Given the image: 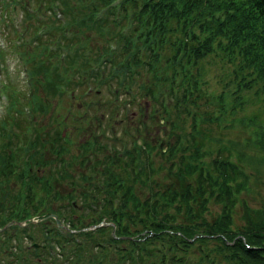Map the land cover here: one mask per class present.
Masks as SVG:
<instances>
[{
    "label": "trees",
    "instance_id": "16d2710c",
    "mask_svg": "<svg viewBox=\"0 0 264 264\" xmlns=\"http://www.w3.org/2000/svg\"><path fill=\"white\" fill-rule=\"evenodd\" d=\"M40 1L43 3L40 4ZM39 2H35L36 7L32 9L34 2L31 5L28 0H0L2 31L6 25L13 29L11 24L15 6L20 7L22 14L20 27L12 32L15 34L14 41H10V30L4 32L6 35L3 33L5 43L0 47V59L6 52L19 55L27 65L31 83L27 95L14 87L5 91L8 103L0 118V183H5L9 177H13L16 186L23 185L25 188L20 203L17 202L16 188L13 194L6 191L0 195V223L12 218H26L29 215L26 208H34L38 204L44 207L46 200L54 199L53 197L60 199L62 196L60 191L54 195L55 183L59 182L61 173L60 167L54 162V152L61 144H52L47 150L49 156L46 158L40 151L43 140L39 139L37 134L34 135V131L32 135L30 133V130H35L33 111L45 108L41 96L35 93L32 75L37 73L34 75L36 85L46 87L47 80L52 89L60 93L68 80L63 72L68 67L77 69L86 64L82 50L89 36L83 32V28L89 27L88 29L94 30L98 35L102 33L106 38L114 37L117 44L119 43L118 47L111 50L106 47L104 40L101 41L100 48L110 52L97 67L106 79L115 82V87L127 81V75L133 65L148 72L152 77L155 67L161 68L163 74L166 72L168 60L169 70L165 73L168 75L165 85L168 98L170 79L174 74H178L180 80L175 96L170 97L173 102L170 112L163 115L164 118L170 119L180 111L188 112L191 116L190 129L180 134L174 133L173 141L167 144L166 150L169 149L170 155L172 151L179 152L177 159L170 160L167 167L168 176L172 177L167 184H164L158 175H151L154 169L152 156L146 160L148 156L142 145L139 146V151L135 152L134 148L128 147L123 152L125 158L112 156L110 153L108 155V151L103 152L100 155L103 161L102 169H96L94 174L88 160L81 168H89L88 172L84 170L81 174L72 171L67 173L66 184L73 182V186L78 188L77 199L75 198L77 206L75 209H69L65 197L64 207L53 210L68 228L63 229L65 236L59 235L54 229L52 218L38 224L43 234H46L44 226L49 225L50 234L62 244L60 252L64 257L61 256L59 263L70 264L69 258H72L73 264H264V209L258 207V210H246L241 222L236 225L229 219V208L234 201L232 194L237 186L227 179L243 176L240 167L228 157H214L210 160V166H197L198 184L192 188L189 175L182 169L189 160L181 159L183 165L179 166L178 159L188 157V154L182 151L184 145L191 144L196 149L203 135L202 129L194 125L196 117L192 114L203 113L206 118L209 116L197 102L202 95L196 72V60L199 57L215 48L231 50L232 55L239 54L243 66L252 68L258 76L264 78V0ZM95 7L99 8V13L93 16ZM54 8H59L61 19L53 15ZM45 9L48 13L44 12ZM37 12L43 15L34 16ZM125 20L126 32L118 34V26ZM56 35L57 38H54ZM129 40L135 42L134 49L142 47L144 54L149 56L151 61L149 62L148 58L143 62L137 60L135 50L127 49ZM51 44H54V47ZM58 45H62L66 50L62 61L58 63L63 71L58 70L57 64L51 63ZM96 54L97 51L94 50L93 59ZM88 71L91 76L97 72L92 69ZM150 83L151 81L143 86L147 94L152 87ZM103 85L105 86V83ZM160 87L157 86L158 92H161ZM43 90L46 92L47 88ZM19 102L27 108L26 121L20 117ZM189 105L196 112H190ZM58 133L60 131L55 130L53 140L62 138ZM178 136L182 139L179 140ZM17 137H20L21 144L16 146L14 143ZM263 139L264 130L256 132L255 142ZM135 154L137 156L132 165L131 159ZM175 164L179 167L174 166ZM158 165L159 161L153 172L157 170ZM44 169L45 172H41ZM23 171L26 174L22 179ZM182 178L186 183H181L184 182L181 181ZM32 184L39 190L34 203L29 202L27 195L28 187ZM8 190L11 192L12 189ZM208 196L213 199L216 196L217 200L222 201L221 210L213 213L215 217L211 220H208L203 212L205 210L206 213L212 214L205 206ZM194 202L196 208L193 207ZM44 211L46 210L38 212L37 216ZM100 218L106 223L82 229V226L96 223ZM17 228L18 234L29 231L22 227ZM8 231L0 230V238L2 232L3 238L7 234L11 235ZM14 232L15 229L12 234L17 235V232ZM73 233L79 237L80 242L72 240ZM1 243L7 245L4 241H0ZM38 243L29 242V246L33 248L31 253H36L37 258L40 252L43 253V248ZM37 248L42 249L38 251ZM23 259L20 257L22 264Z\"/></svg>",
    "mask_w": 264,
    "mask_h": 264
},
{
    "label": "rangeland",
    "instance_id": "374dc122",
    "mask_svg": "<svg viewBox=\"0 0 264 264\" xmlns=\"http://www.w3.org/2000/svg\"><path fill=\"white\" fill-rule=\"evenodd\" d=\"M28 1L31 5L34 2L32 9H34V6L36 7L35 2H39V0ZM39 3L43 2L40 1ZM44 12L48 13L47 9ZM21 15L20 7L15 6L14 20L17 23V28L20 27ZM42 15L38 12L34 14V16ZM33 21L35 22V20ZM88 28H83V32L88 33L89 36V39L85 40L82 50L86 59L93 55V51H96L101 41L106 38L104 34L100 33L98 35L94 30ZM13 29L6 25L2 31L0 26V35L3 36L6 30H10V41L13 42V35H15L13 34L15 32ZM230 52L231 50L224 51L222 48H215L210 52L204 53L196 60L198 84L202 94L197 102H199L198 105L202 111L205 110L209 116L206 118L203 117V113H200V115L192 114L196 117V120L198 119L196 127L198 126V129H202L203 135L200 143L196 145V149L191 144L184 145L182 151L186 155L188 154V157L186 156V159L184 157L178 159L179 166L183 165L181 164V159L189 160L182 166V169L183 171L185 169L186 174L189 175V182L192 188L198 184L197 166L199 164L210 166V160L214 157H228L240 167L244 173L243 176L227 179L237 186L236 191L232 194L234 195V201L229 208V219L236 225V223L241 222L242 215H244L246 210L253 208L258 210V207L264 209V139L258 143L255 142L256 132L264 130V78L258 76L252 68L243 66L239 54L236 53V56H234ZM233 52H235V49ZM11 53L14 54L13 52ZM158 62L160 64L161 60ZM90 64H95L99 67L100 60L98 58L95 60L89 59L81 72L78 68L68 67L63 72L67 75V84L60 93L56 89H52L51 83L47 80L45 81L46 87L36 85L34 75L37 73L32 75L35 83V93L41 96L43 99L41 102L42 105H45V108L33 111L32 118L35 130H30V133L32 135L34 131V135L37 134L38 138L43 140V145L40 147L43 156L46 158L49 156L47 150L51 148L52 144L54 146L61 144V149L58 152L55 151L54 156L55 158L58 156L63 160H67V167H61L62 165L58 161L57 165L67 173L72 171L79 174L84 170L86 172L89 170V168L86 169L87 167L81 169L82 167L78 163L80 157L88 158L89 167L98 170L102 169L103 162L100 155L110 149L109 143L111 142L116 146L122 140H125L128 145H133V143L131 144L133 140H135L136 144L150 141L152 142L150 152L152 165H154L152 166V169L154 168L153 171L157 161H159L157 170L155 172L152 171L151 175L153 173L155 176L158 175L163 179L164 184H167L169 180H172V177L168 176L167 167L170 160L177 159L179 154V152L172 151L170 155L169 149L166 150L167 144L173 141L174 133L186 132L190 129L191 116L186 111L184 113L180 111L177 116L165 120L163 114H159L157 111L151 114L152 103L155 104L156 102L150 99L149 95L147 96L143 86L151 81V86H161V90H166L165 85L168 81L166 76L168 75H165V73L169 70L168 60L164 74L161 68L155 67V73H162L159 79L154 77V72L151 77L148 72L140 70L134 65L132 66L126 79L128 85H131V89H124L122 85L118 86L120 89V100L127 107L125 112L127 114L125 115L120 107L116 110L112 109V101L108 98L106 89L99 77L91 78L88 74H85V71L87 72L90 69ZM3 68L5 69L3 71L7 73L4 78L5 81L10 80V82H13L14 84L12 85L19 91L25 89V85L22 84L24 77L18 74L20 66L14 55L6 57L5 61H3ZM57 68L59 71H63L60 66ZM97 74H99L98 71ZM83 79H86V81L83 82ZM0 80L2 79L0 78ZM6 83L10 84L8 81ZM113 83L115 84V82ZM46 88L45 92L43 89ZM0 99L5 100L1 91ZM119 104L121 105L120 102ZM188 110L191 112L194 109L189 105ZM0 111L2 114L3 105ZM143 112L150 116H143ZM142 119L145 121L143 126L140 124ZM172 119L175 121L173 124L170 123ZM55 130L60 131L62 134V138L60 137L58 141L53 140ZM58 134L60 135V133ZM113 137L114 141H112ZM158 139L163 140L160 144L161 147L159 146V151V147L156 146ZM95 142H100L101 145L96 148L94 146ZM61 150L62 154H60ZM46 164H48V161H46ZM45 170H41V172H45ZM181 181H184L181 182L183 184L186 183L184 178ZM55 186L56 189L60 190L62 196H60V199L56 197H53L54 199L50 198L43 214L34 216L32 219L21 223L17 221L0 223L1 230L6 229L11 233V235L4 236V238V232L1 233L2 238H0V241H4L7 245L4 243L0 244V264H15L14 262L22 264L16 256L24 258L23 264H53L54 261L50 259L41 260V254L37 258L36 253H31L33 248L29 246L30 238L27 235H23L22 232L20 233L22 238L21 246L16 247L15 242L18 244L19 241L15 234H12V230L15 229L14 233H16L18 232L16 230L17 227H22L25 230L29 229L34 233V240H39L42 230L38 224L45 219L57 216L53 210L55 208L59 210L64 207L65 196L63 194L72 189L66 184L65 180L55 183ZM8 188L12 189L11 192ZM15 188L17 186L14 178L9 177L5 183H0V195L6 191L9 194H13ZM221 204L222 201L217 200L216 196L214 199L213 197L207 198L205 206L212 211V214L206 213L205 210L203 212L208 220L215 217L213 213H218L221 210ZM195 205L196 202L193 203L194 208H196ZM13 247L17 251L13 250ZM208 247L210 248V245ZM210 249L214 250V248ZM36 250L39 251L41 248ZM50 256H55V254ZM69 259L70 264H73L72 258Z\"/></svg>",
    "mask_w": 264,
    "mask_h": 264
},
{
    "label": "water",
    "instance_id": "95a60500",
    "mask_svg": "<svg viewBox=\"0 0 264 264\" xmlns=\"http://www.w3.org/2000/svg\"><path fill=\"white\" fill-rule=\"evenodd\" d=\"M55 220L58 222V219L55 218Z\"/></svg>",
    "mask_w": 264,
    "mask_h": 264
}]
</instances>
